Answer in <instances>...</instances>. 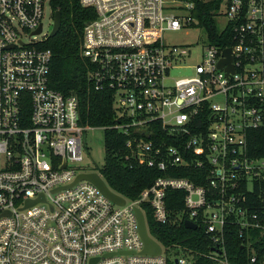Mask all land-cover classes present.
Instances as JSON below:
<instances>
[{
  "label": "built area",
  "instance_id": "1",
  "mask_svg": "<svg viewBox=\"0 0 264 264\" xmlns=\"http://www.w3.org/2000/svg\"><path fill=\"white\" fill-rule=\"evenodd\" d=\"M78 1L95 13L83 27L80 55L91 65L95 89L109 90L119 107L113 128L128 137L130 156L163 172L182 165L205 169L207 184L159 176L134 199L118 194L125 200L119 205L91 181H76L89 173L74 164L82 160L85 132L95 127L82 121L75 93L49 85L52 52L44 44L51 36L42 18L50 1L0 0V264H193L182 247L183 255L169 261L176 249L149 232L141 204L166 223L168 190L184 193L183 221L212 235L216 251L208 257L230 264L223 246L229 221L248 244L255 231L264 234V214L242 206L240 192L264 184V157L246 149V131L264 127V0L227 1L215 17L225 19L219 34L230 26V43L207 39L202 60L192 66L186 65L190 47L168 44L164 33L202 29L193 2ZM226 48L233 72L218 67ZM183 68L192 74L172 76ZM154 125L166 133L157 143ZM136 207L159 255L142 253ZM258 261L264 263L253 248L249 262Z\"/></svg>",
  "mask_w": 264,
  "mask_h": 264
},
{
  "label": "trees",
  "instance_id": "2",
  "mask_svg": "<svg viewBox=\"0 0 264 264\" xmlns=\"http://www.w3.org/2000/svg\"><path fill=\"white\" fill-rule=\"evenodd\" d=\"M53 11L61 13V26L56 35L49 37L44 46L52 52L50 62L49 85L67 95L75 93L81 112L82 121L91 127H101L104 130L105 161L99 172L108 187L115 193L134 199L141 191L149 187L153 181L164 175L182 176L192 180L198 185H206L205 169L192 166H179L166 172L154 167L139 165L130 156L126 146L127 136L113 128L117 121V112L113 103V96L107 89L97 90L90 78L91 65L80 55L83 27L87 21L95 17L92 9L83 8L78 0H49ZM194 3L192 16L197 21L196 26L201 27L207 39L215 44L226 46L229 44L228 26L219 34V25L215 13L229 0H186ZM157 131L152 139L165 138L166 133L160 126L154 125ZM167 138V137H166ZM170 143L169 139H166ZM247 154L252 157H264V127L250 128L246 131ZM129 156V158H127ZM194 156V155H193ZM245 196L241 200L242 206L251 212L264 214L262 192L264 184L256 183L253 190L245 186L240 187ZM184 193L178 190L166 192V206L169 211V220L158 223L152 209L145 203L141 206L145 211L149 232L163 245L178 250L182 247L192 255L193 264H210L216 262L208 255L216 251L212 235L205 232L199 225L196 229L186 228L181 216ZM230 217L229 220H232ZM239 227L234 221H229L224 227L225 252L230 264H254L249 262L252 249L256 251L259 259H264V234L255 231L250 244L245 236L241 237ZM250 241V239H249ZM255 264H261L258 261ZM264 264V263H262Z\"/></svg>",
  "mask_w": 264,
  "mask_h": 264
},
{
  "label": "rangeland",
  "instance_id": "3",
  "mask_svg": "<svg viewBox=\"0 0 264 264\" xmlns=\"http://www.w3.org/2000/svg\"><path fill=\"white\" fill-rule=\"evenodd\" d=\"M225 9L224 7L222 8ZM218 24L220 27L224 25V16L218 15ZM43 32L50 34L53 27L51 7L45 5L44 16L42 18ZM42 36H39L41 38ZM164 39L168 44H186L190 47V56L186 57V65L192 66L202 60L203 54L206 52L207 35L203 29H188L182 28L177 31H166ZM192 74L189 68L173 70V77H183ZM215 100L223 103V96L215 97ZM117 114L120 113L118 105H115ZM85 145L82 153V160L74 164L75 169L85 172H99L105 161V145H104V130L101 127L92 128L84 134ZM100 173V172H99ZM165 254H167L165 252ZM168 255V254H167ZM183 253L173 250L170 252L169 261L174 262L175 257L182 256Z\"/></svg>",
  "mask_w": 264,
  "mask_h": 264
},
{
  "label": "water",
  "instance_id": "4",
  "mask_svg": "<svg viewBox=\"0 0 264 264\" xmlns=\"http://www.w3.org/2000/svg\"><path fill=\"white\" fill-rule=\"evenodd\" d=\"M60 26H61V13L59 11H55L54 12V24H53V28L51 30L50 36L56 35L60 29ZM40 31H41V25L38 27L36 32L38 33ZM224 56H225V58H223L219 62L218 67L226 65V71L227 72H233L234 67L231 64V55H230V49L229 48L224 49ZM80 179H86V180H89L92 183H94L102 191V193H104V195H106V197H108L110 200H112L116 204H119V205L124 204V201H125L124 198L119 196L115 192H113L107 186V184L103 181V179L100 177V175L97 172H89V173H85V174H80L77 177L76 181H78ZM41 199H43V196H41ZM35 201L36 200H33L31 202L28 201L27 205H30V203H34ZM135 212H136V216H137V220H138L139 234H140L141 239L143 241L142 253L151 254V255H159L161 252V247L153 238H151L149 236V234L147 232L143 213L141 212L140 208H138V207L135 208ZM184 225L186 228H190V229H196L197 228V224L191 220H185ZM210 264H213V263L210 262Z\"/></svg>",
  "mask_w": 264,
  "mask_h": 264
}]
</instances>
